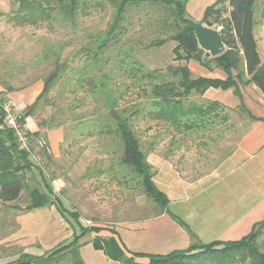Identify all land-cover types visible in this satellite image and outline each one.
I'll return each mask as SVG.
<instances>
[{
  "label": "trees",
  "instance_id": "obj_1",
  "mask_svg": "<svg viewBox=\"0 0 264 264\" xmlns=\"http://www.w3.org/2000/svg\"><path fill=\"white\" fill-rule=\"evenodd\" d=\"M10 1L15 7L11 10L10 20L22 26L38 27L47 24L54 27L57 24L60 27L65 25L77 28L80 17L88 15L90 9L109 7L112 10V20L107 28L90 36L89 44L83 48L85 67L80 70L74 92L78 88H86L85 84H88L87 87L93 93L100 89L107 98L109 108L100 133L111 136L120 143L122 152L118 158L119 165L132 174L145 197L159 207L160 212L154 217L169 215L195 238L187 225L169 212L166 195L158 190L153 182L154 172L147 161L148 153L164 143L168 148L165 157H169L175 143L203 139V134L200 138L197 135L222 126L226 129L225 126H229L230 111L238 110L244 117L258 120L244 104L237 109H230L218 101L203 99V103H196L191 97L193 94L203 95L210 88H234L235 94L240 96L239 87L248 85L257 87L264 96V64L261 62L254 32L260 0H217L206 8L202 22L208 27L220 28L226 46V51L215 58L199 48L194 32L185 22L186 18H190L187 7L191 0ZM225 2H228L226 9L223 8ZM155 6L167 12V17L161 20L159 29H162V32L168 31L169 34L165 38H156L149 44L138 42L137 45L141 47L137 48L134 41L127 40L133 28L130 17ZM262 9L261 6L260 15L264 17ZM169 41L176 44L173 48V61L177 64L169 66L165 72L145 69L136 56L139 49L163 47ZM49 53L54 60L55 70L45 78L43 90L35 102L20 116L19 124L22 127H26L27 120L34 114L38 103L49 94L66 69V64L60 60V51L50 49ZM191 60L199 61L208 69L215 63L216 67L225 72L226 79L194 78L189 67L182 64ZM112 62L115 64L112 71L117 72L118 81L122 80L119 83L114 82V79L112 81L114 77L111 72L104 70ZM241 66L244 70H240ZM233 70L237 71L236 75H233ZM7 92H12V89H7ZM131 94L135 99L121 104L124 96ZM3 101V98L0 99V123L4 119L1 108ZM141 121L147 126L144 131L141 130ZM151 122L163 123L173 132L169 142H150V150L144 153L140 140L142 133L152 130L148 126ZM27 135L31 151L33 144L41 138L44 139L40 130L27 131ZM40 152L47 160L54 156L50 143ZM34 169L39 172L44 190L28 188L26 174ZM0 187V202H16L20 200L23 191L29 189L30 202L25 208L28 212L55 205L62 217H75V214H70L55 196L51 181L42 169L34 164L31 152L20 148L15 132L10 129L0 130ZM79 228L80 234L74 235L71 240L42 256L25 253L3 264H61L67 256H71L72 264H85L79 253L80 239L89 233H100L103 230L109 231L113 236L106 239L96 236L93 240L94 248L104 251L109 259L121 264H264V220L256 224L253 231L239 241L211 244L195 241L186 250L168 254L127 252L117 240L115 228H84L81 224Z\"/></svg>",
  "mask_w": 264,
  "mask_h": 264
},
{
  "label": "rangeland",
  "instance_id": "obj_2",
  "mask_svg": "<svg viewBox=\"0 0 264 264\" xmlns=\"http://www.w3.org/2000/svg\"><path fill=\"white\" fill-rule=\"evenodd\" d=\"M216 1L191 0L187 7L189 17L198 20L199 13L202 15L203 9ZM261 6L264 12V0L258 3L256 13V35L260 39V51L264 59V17L260 15ZM13 8L10 0H0V98L9 99V88L12 89L10 93L19 100L27 96V92L35 90L36 95L32 100L14 103L18 116H22L42 92L45 78L55 70L50 49L60 51V60L66 64V69L49 94L36 106L34 114L27 120L26 130H40L46 144H49L50 138L57 143L59 154L51 160L42 155V148L37 143L32 145L31 158L51 181L55 196L75 217H62L55 205L28 212L25 209L30 202L28 190H44L38 170L28 172L29 189L23 191L20 200L0 202V264L13 261L25 253L44 255L80 234L79 224L84 228L116 229L119 225L153 218L160 212L159 207L149 201L138 188L132 174L119 165L118 158L122 152L120 143L100 133L109 112L107 98L99 88L93 93L87 87L88 84H85L86 88H78L74 92L80 70L85 67L83 48L89 44L90 36L107 28L112 20V10L109 7L92 8L88 15L80 17L77 28H71L57 24L54 27L47 24L38 27L18 25L10 20ZM223 8H228V2H225ZM166 17L167 12L158 6L132 14L130 21L133 28L127 40L134 41L136 46L138 42L149 44L156 38H165L168 31L162 32L159 27L161 20ZM175 46L174 42L169 41L163 47L139 49L136 56L145 69L165 72L169 66L176 65L173 61ZM140 47L137 45V48ZM106 68L104 70L111 72L114 77L112 81H122H118L117 72L112 71L115 68L113 62ZM124 82L128 83L127 80ZM134 99L132 94L125 95L121 104ZM239 99L242 106L243 99ZM191 100L203 103L202 95L193 94ZM229 114L231 125L232 115ZM140 124L144 131L147 126L142 121ZM148 126L152 130L142 133L140 140L144 153L150 150V142H169L173 132L163 123L151 122ZM225 127L228 128V125ZM202 134L204 137L216 136L215 132L209 131L197 136L200 138ZM167 149L164 143L160 144L148 156L155 152L154 156L165 158ZM188 149L180 152L183 159L180 154L168 158L171 160L169 162L175 160L182 164L186 172L192 166L202 167V164L208 169L217 162L222 151L210 144L207 149L209 154H204L205 148H196L195 144L188 143ZM152 171L155 172L153 167ZM61 264H72L71 256L65 257Z\"/></svg>",
  "mask_w": 264,
  "mask_h": 264
},
{
  "label": "crops",
  "instance_id": "obj_3",
  "mask_svg": "<svg viewBox=\"0 0 264 264\" xmlns=\"http://www.w3.org/2000/svg\"><path fill=\"white\" fill-rule=\"evenodd\" d=\"M206 8L203 9L202 15L199 13L200 18L196 21L202 22ZM256 27L257 25L254 30L255 38L261 62L264 64ZM182 64L189 67L194 78L227 77L215 63L211 64V69L196 60ZM240 70H244V67ZM236 74L237 71L233 70V75ZM239 90V97H242L244 102L242 104L258 120L244 117L238 110L230 111L232 123L228 128L209 131L215 132L214 138L211 135L197 139L196 142L175 143L170 154V157H173L182 151H189L188 143L195 144L196 148L204 147L206 151L203 153L209 154V144L216 145L222 151L217 162L211 167L206 169L202 164V167L192 166V169L186 172L178 161L169 162V157L154 156L155 152L147 157L148 163L155 170L153 182L168 199L169 212L183 221L195 238L169 215L163 214L116 227V238L127 252L168 254L186 250L195 241L201 244L239 241L249 235L256 224L264 220V96L254 85L240 86ZM35 95L36 91L32 90L21 100L13 93H9L8 98L13 103H23V100H32ZM237 96L234 88H210L202 95V99L218 101L230 109H237L241 104ZM230 130H233L231 137H227ZM49 143L51 152L54 155L59 154L57 143L51 138ZM96 236L106 239L113 235L103 230L81 238L78 245L83 262L121 264L109 259L104 251L94 248L93 240Z\"/></svg>",
  "mask_w": 264,
  "mask_h": 264
},
{
  "label": "water",
  "instance_id": "obj_4",
  "mask_svg": "<svg viewBox=\"0 0 264 264\" xmlns=\"http://www.w3.org/2000/svg\"><path fill=\"white\" fill-rule=\"evenodd\" d=\"M185 22L195 34L198 46L212 58L222 55L226 51L222 35L219 29L206 26L201 21L186 18Z\"/></svg>",
  "mask_w": 264,
  "mask_h": 264
},
{
  "label": "built area",
  "instance_id": "obj_5",
  "mask_svg": "<svg viewBox=\"0 0 264 264\" xmlns=\"http://www.w3.org/2000/svg\"><path fill=\"white\" fill-rule=\"evenodd\" d=\"M220 30V29H219ZM2 99V98H0ZM4 100V99H3ZM1 108L4 112V119L0 123V130H5V129H10L15 132V135L18 139L20 148L22 150L31 152V145H30V139L29 136L27 135V130L26 127H22L19 124V118L17 112H16V105L10 100H4L1 104ZM0 120L1 116H0ZM38 147L40 148H46L47 144L44 141V139H39L38 142Z\"/></svg>",
  "mask_w": 264,
  "mask_h": 264
}]
</instances>
